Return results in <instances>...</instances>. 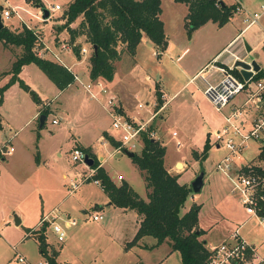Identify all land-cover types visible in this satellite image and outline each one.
I'll return each mask as SVG.
<instances>
[{"label":"rangeland","instance_id":"374dc122","mask_svg":"<svg viewBox=\"0 0 264 264\" xmlns=\"http://www.w3.org/2000/svg\"><path fill=\"white\" fill-rule=\"evenodd\" d=\"M40 1L48 11L55 5L60 6L61 11L43 22L36 17L38 8L28 4L25 0H0L2 6L0 14L8 9L3 8L7 4L14 10L10 19L1 20L3 26L5 25L14 32L17 31L15 26H19L20 30L25 24H30V27H25L33 32L43 33V44L41 43L39 50L44 46L48 47L59 59L69 66L73 65V71L81 72L84 67L80 69L74 65L77 61L74 51L69 52L68 55L63 54L58 51V46L61 42L70 46L72 50L74 46L85 47V38L71 39L65 35V37L61 36L53 40L56 34L63 32V30H57V27L61 28L65 24V12L69 1L72 0ZM161 1V18L168 34H172L171 41L177 45L178 34L185 30L182 20L184 7L173 5L172 0ZM236 1L225 0V3L232 5ZM238 2L243 5L244 11L238 14L235 11L233 23L230 24L243 29L246 25L242 23L245 15L258 11L261 6H264V0H240ZM39 22L42 26L49 23L47 26V30H50L49 35H45L46 29L42 26L38 27L40 24L34 25ZM32 25L38 29H33ZM207 28L213 27L209 25ZM216 28L222 27L215 26L214 29ZM193 33L188 35L186 31L185 36L190 39ZM201 35L208 38L209 33L202 32ZM250 37L260 43L258 53L264 55L261 49L264 40V16L259 20V24L252 26L242 37L241 44L244 46V38L250 42ZM138 50L135 51L134 56L123 54L128 58L125 61L129 60L132 63V57L138 60L139 68H141L138 69L141 73L131 72L134 75L128 78L127 88L130 92L140 96L143 103H150L153 96L150 94L151 91L149 93L150 82L146 85V79L148 78V81L150 80L153 84L164 81L171 85L178 79V73L173 67L176 55L170 63L166 55L158 59L144 44ZM194 51L196 52V49H188L181 60L188 58ZM19 55L20 50L15 48L10 51L0 44V89L8 85L9 78L5 77L11 76L9 72L12 63ZM48 60L56 62L50 57ZM246 60L248 61V58ZM203 72L210 73V68H204L200 72L197 77L201 80H204L206 76ZM18 76L19 80L8 85L3 91L0 105V114L3 117L0 149L4 144L6 146L5 149L2 148L4 152L10 146L13 148L11 155L4 156L7 161L3 162L0 159V264H19L15 258V251L11 248L13 246H17L16 252L25 258L26 264L45 263V258L38 252V241L34 240L33 236L37 237L36 231L41 228H38V225L42 216L49 215V213L50 216H58L55 222L61 226L66 219L75 221L74 227L65 230L66 236L62 243L57 241L51 224L46 223L45 236L51 249L50 252L57 253L56 261L60 264H181L179 253L171 252L167 245H161L151 251L142 248L126 250V243L123 242L126 238L129 240V235L136 225L134 215L131 213L124 216L121 212L107 207L106 204L109 202L106 201L101 187L94 184L92 180L89 183H83L84 177L89 173L87 168L82 164H73L70 160V152L77 147L78 143L93 146L95 152L104 157L103 166L110 179L116 185H120L122 181L127 182L134 191L146 199L144 181L138 168L125 155L117 151L113 153V149L106 144V139L103 137L105 132L116 139L119 138L118 133L112 130L113 119L108 112L92 101L82 102V99L86 97H82L85 94L81 93L79 87H76L77 94L72 89L65 96L57 97L55 86L34 64L27 66ZM134 76L138 77L134 78ZM19 81L34 91L41 103L52 101V112L47 116L45 128L38 129L39 119L35 118V114L40 106L32 99L30 93L20 86ZM155 92L156 90L153 91V95L156 102ZM199 92L192 86L184 89L163 112L165 119L161 122L158 116L153 121L155 126H160L159 131L163 134L161 139L166 148V165L171 167L177 160L186 158L184 169L189 168L184 172L176 170L182 172L179 182L187 186H190L199 173H204V186L201 192L192 193L185 204V210H188L192 204L200 206L199 228L204 232L201 239H206L208 245L218 244L222 242L225 233L229 235L239 228L240 235L248 243L253 244L260 258L264 260V225L256 218L248 220L249 216L246 215L238 196L231 193L232 183L217 170V164L230 153L224 147L223 142L217 148L218 142L214 136L223 125V117L229 114V106L218 112L202 94L203 90ZM41 107V110L49 111L50 109L47 104ZM135 111L144 113V110L141 111L138 108H135ZM53 119L57 121L56 125L52 124ZM153 127L152 125L155 131ZM246 131L245 133H248ZM172 132L178 136L172 138ZM77 137L81 139L78 140ZM207 139L210 149L206 160L200 163L192 157V154L193 152L201 154ZM7 141L9 143H5ZM39 142H41V149L38 148ZM260 143L261 141L250 138L247 142L248 148L243 150L242 156L240 154L241 160L250 166L258 164L254 158ZM140 151L137 149L135 153L139 154ZM239 169L240 160H235V166L231 172L239 173L241 170ZM71 180L78 184L73 193L70 192L69 186ZM100 206L103 207L99 209ZM17 213L23 214L22 225L16 228L17 231L14 227L6 228L7 224L4 223L7 217L12 216L13 220V215L17 216ZM94 215H102L103 220L93 221ZM49 220L51 223V217ZM30 230L32 236L28 235L30 237L25 239L26 232ZM150 242L146 243L147 246Z\"/></svg>","mask_w":264,"mask_h":264},{"label":"trees","instance_id":"16d2710c","mask_svg":"<svg viewBox=\"0 0 264 264\" xmlns=\"http://www.w3.org/2000/svg\"><path fill=\"white\" fill-rule=\"evenodd\" d=\"M25 1L36 8L45 9L40 0ZM173 1L184 4L188 8L185 17L188 35L209 22L223 27L230 22L236 11V5L227 6L220 0ZM161 12V0H73L65 12V24L59 28V31L66 30L71 39L84 37L86 44L96 47V52L92 53L89 59V78L111 82L115 73V64L120 61L124 53L134 56L138 45L144 38L161 52L166 49L167 40L164 25L160 19ZM77 20H79L77 27L71 29L70 25ZM42 40L43 34L33 32L25 26L21 31L14 32L6 26L0 28V44L10 51L15 48L20 50V55L12 63L8 85L18 81L21 69L30 64L36 65L59 91H64L74 83V75L67 68L37 56V47ZM74 53L76 57L79 56L78 48L74 49ZM233 74L241 80L237 70H234ZM260 80H264L262 71L254 75L251 82ZM19 84L30 93L38 105L42 104L34 91L20 81ZM7 86L0 89V105L3 91ZM158 89L156 85L157 108L162 105L161 93ZM49 113L48 110H41L38 118L41 115L47 118ZM45 125L46 121L39 128L43 129ZM103 137L113 148L118 147L119 144L106 133H103ZM142 143L141 151L139 154L135 153L131 161L143 178L146 199L139 196L124 181L116 185L100 166V162L91 149L82 148L94 162L91 167L95 170L92 180L99 181V186L111 205L135 211L141 219L136 235L131 242L126 244L125 249L129 250L137 246L138 242L144 238H151L155 243L147 249H153L165 243L171 252L179 253L181 264H204L208 257V243L205 239H201L204 232L199 228L200 206L192 204L188 210H185V204L193 193L191 186L181 184L179 175H173L167 171L166 148L158 140L144 134ZM2 148L5 149V144ZM2 148L0 151L3 150ZM209 149L210 143L207 139L202 153L193 152L192 157L201 163L206 160ZM0 159L5 160L2 154H0ZM257 160L261 166L243 170L247 172L251 169L264 174V143ZM260 210V215L264 217V201L260 204ZM45 231L46 224L36 231L40 255L48 264H58L56 262L57 253L48 251ZM27 232L30 233L31 230Z\"/></svg>","mask_w":264,"mask_h":264},{"label":"built area","instance_id":"2783aa9c","mask_svg":"<svg viewBox=\"0 0 264 264\" xmlns=\"http://www.w3.org/2000/svg\"><path fill=\"white\" fill-rule=\"evenodd\" d=\"M242 10L244 11V9L237 4L236 14L240 13ZM56 11H61V7L58 5L52 6L50 12L52 13ZM263 11L264 6H261L259 13L254 12L253 14H250L246 12L248 15H245V18L243 19V23H246V27L248 28L255 25L261 17V12ZM13 13L14 10L11 8L3 10L0 14L1 20L10 19L11 14ZM51 16L52 15L50 14L49 18ZM49 18L47 20H43L41 18V21H48ZM41 43L43 44V40ZM41 43L37 47V56L41 59L48 57L47 60L49 57L53 58L56 61L54 63L64 66L61 59H59V57L48 47L44 46L43 49L39 50ZM75 48H77V46H74V49ZM74 49L72 50L70 46L61 42L58 46L59 52H73ZM78 50L79 55L81 56H86L92 53V47H90L89 50L85 47H79ZM208 67L210 68V72H215L218 74V77L215 82H209L204 79L205 87L203 89V95L210 101L218 112H221L223 109L228 107L230 102L236 96L243 92L248 82L239 80L233 74V71L236 70L233 67H220L213 64ZM208 67H206V69H208ZM74 83L80 84L87 96L95 102H99V104H101L112 117V130L117 132L119 135V138L117 139L109 135L119 144L117 148H114L115 152L117 151L124 155L125 151L133 153H135L137 149L140 151L143 145L142 137L144 134L149 138L155 139L156 133L152 129V123L160 115L162 110V106L157 108V102L152 101L150 103H143L138 101V103H136V108L141 111L144 110V113L141 114L139 111L133 116H128L122 111L119 96L114 91L109 89L102 82V80H90L83 84L79 77L74 75ZM254 86L255 93L253 94V97L256 98V100L251 103L256 106L258 102H261V96L264 94V80L254 82ZM248 104L249 102H246L241 108L233 109L230 111L231 113H229V115L224 116V125L214 134L216 142H218V146H220L219 144L223 142L224 147L230 151L229 155L217 164V170L222 172V174L232 183L231 193L238 196L239 202L244 208L246 215L250 218H256L264 225V217L260 215V204L264 201V174L254 172L251 169L247 172L243 170L244 168H252L256 165L261 166V164L258 163L253 166L248 164L243 166L240 165L241 170L239 169V173H236V171H234V173L231 172L235 166L232 158L238 156L246 148V144L250 138L261 141V135L264 133V115L253 121L251 129L248 133L242 132L240 123L236 124V122H239L242 119ZM52 123L57 124V121L53 120ZM171 135L172 138L177 137L175 132H172ZM263 143L264 142H262V144ZM0 152L3 156H8L13 153V148L10 146L5 152L3 150ZM86 156V153L79 148H73L70 152V160L73 164H82L89 170V173L83 179V183H88L92 180L95 174V170L86 166L84 163ZM93 182L100 185L99 181ZM69 186L71 188L70 192L73 193V191L78 187V184L72 181ZM49 217L52 219L51 223ZM57 217L50 215L45 216L39 225L43 226L46 223L51 224L52 231L57 237V241L62 243L64 242L66 236L65 230L74 227L75 221L66 219L61 226L55 222ZM92 219L95 222L101 221L103 220V216L94 215ZM239 230V228L234 230V232L230 233L222 242L207 246L208 257L204 264H264V260L260 258L255 247L248 244L244 240V238L240 235ZM13 250L15 251L16 261L19 264H26L25 258L17 253L15 248H13ZM43 264H48V262L45 261Z\"/></svg>","mask_w":264,"mask_h":264},{"label":"crops","instance_id":"0c3cea01","mask_svg":"<svg viewBox=\"0 0 264 264\" xmlns=\"http://www.w3.org/2000/svg\"><path fill=\"white\" fill-rule=\"evenodd\" d=\"M220 1L223 2L225 5H227L225 3V0H220ZM238 1H240V0H237L236 3H233L232 5L239 4L242 7L243 5L240 2H238ZM71 2L69 1L68 4H70ZM171 3L173 5H181V6L184 7L183 8L184 11H183V15H182V20H183V28L185 29L184 30L185 32L182 31V32H180L178 34L179 35V40L176 43L177 45H174L175 43L171 41L172 34H168L167 30L165 29V23L163 22V20L161 18V15H162V12H161L160 19L163 22L164 32H165L166 40H167V47H166V49L163 52H161L159 49H157L146 38H144L141 41V43L138 45V47H137V50H138V49L141 48V45L144 44V46L146 45V47L148 49H150V50L153 51V54H155L158 57V59H162V57L166 55V57L168 59V62L170 61V63H171L173 57L176 55V58L173 61V63L175 64V65H173V67H174L176 73H178V79L175 80L173 83H171V85H170L169 82H166L165 83L164 81H162V83L159 82V83H154L153 84L150 80L148 81V78L146 79L147 80L146 85L149 84L148 82H150V86L149 87H151V88L149 89V93L151 91L150 94L153 96V100H150V102L154 101L153 91L156 90V85H158V88H159L158 91L162 95V99H161L162 100V105H161L162 106V110H161L160 115H159V118H160V121L161 122L165 119L164 118V115H162L163 112L166 111V109L169 108V105L178 98L179 94L182 93V91L184 89L192 86L193 88H195L198 91V93H200L199 91L202 92V90L205 87V82H204V80H201L197 76L200 74V72L203 71L204 68L210 66L211 64H213L215 66H220V67H222V66L223 67H233V65L235 63V60H236L235 58H242V59H245L246 60L247 59L246 57L248 55L246 53L245 44L248 47H250L251 52L249 54H251L253 56V58L256 61V63L260 66V71L264 72V55L262 53H258V48H260V43H257L256 40L253 37H250L249 38L250 42L249 41H246L245 38H244L243 39L244 46L241 44L242 37L250 30V28L252 26H256L257 24H259V20L264 16V11L261 12L262 14H261V17L259 18L258 22L255 25H252L251 27H248L247 28L246 25H245L243 29L236 28L234 24H232V25L230 24V23H233L232 21L234 20L233 17H232L231 20H230V22L228 24H226L224 27L220 28L221 30L219 28H216V30H215L214 27L215 26L217 27V25L214 24V23L209 22V23L203 25L201 28H199L196 31H194V33L192 35V38L188 39L187 36H185L186 35V31H187L185 17L187 16L188 8H187L186 5L175 3L173 0H172ZM161 5H162V1H161ZM227 6H231V5H227ZM3 8H11V7H10V5L7 4V6L6 7H3ZM260 8H259L258 11H255V12H260ZM242 9H244V8L242 7ZM161 10H162V8H161ZM41 12L42 11L40 9L37 10L36 17L39 18V19L42 18ZM59 12L60 11H56V12H52L51 13L50 10H49V14H51L52 16L54 14L59 13ZM78 23H79V20H77L75 23L71 24L70 25V28L71 29H75L77 27ZM242 23H243V21H242ZM20 24H24V23H20ZM38 24H40V22L37 23V24H34V25L38 26ZM29 25H26L25 24V26H27V27H30ZM34 25H32V28L33 29H38V27H41L42 26L40 24V26H38L37 28H35V27H33ZM48 25H49V23L48 24H44L42 26L43 29H46L45 32H44L45 35L46 34L49 35V31L50 30L49 31L47 30V26ZM209 25L211 27H213V28H207V26H209ZM72 27H74V28H72ZM227 27H229V28H227ZM15 28H16L17 31H21L22 30V29H20V30L18 29L19 26H15ZM59 28L60 27H57V30H59ZM8 29H10V28H8ZM223 29H226V30H223ZM46 31H47V33H46ZM202 32L209 33V35H207L208 38H204L201 35ZM41 34H43V33L41 32ZM65 35L66 36L67 35L69 36L68 32H66V30H63L62 33L56 34L55 35V38H53V40L54 39H58V37H61V36L65 37ZM184 37L187 39V41H186V39H184ZM43 38H44V36H43ZM63 39H65V38H63ZM84 45H85V48L89 50L90 45L89 44H86V43ZM261 47H262L261 49L264 51V40H263V44H262ZM188 49H191V50L196 49V52L194 51L192 53V55H190L188 58H186L184 60H181V58L188 51ZM137 50H136V52H137ZM138 52H139V50H138ZM61 53L67 54V55L69 54V52H61ZM159 53H160V55H159ZM75 57H76V55H75ZM90 57H91V54H88L86 56L79 55V56L76 57L77 61L74 63V65H76V67H80V69L83 66L84 69L81 71L82 73L81 72L77 73V72L73 71L72 70V66L73 65L72 66H69L62 59H61V62H62V64H64L65 67H67L69 69L70 72H72L74 75H77L79 77V79L81 80V82L84 84V83H87L88 81L91 80L89 78V67H90L89 59H90ZM125 59H128L127 56L122 55L120 61L115 64V73H114L113 80L111 82H106V81H104L102 79H100V80H102V82L109 89H111L112 91H114L119 96V98H120V106H121L122 111L124 112V114L125 115H128V116H133L136 113V111L134 112V109L136 108V101L137 100L139 102H143V101L140 98V96L136 95L134 92H130L129 91V89L127 88V82H128V78H130V75H134V74H131V72L134 73V71H137V73H141V71L138 70V69H141V68H139V61L136 60V59H133V57H132V61H133L132 63H130L129 60L125 61ZM180 60L181 61H184V63H181ZM123 61H125V62H123ZM178 62H180V63H178ZM27 66H29V65L24 66L21 69V72L19 74H22L23 71L26 69ZM236 70L238 71V69H236ZM119 71H121V74H119ZM203 73H206L205 80H207L209 82H215L216 81V78L218 77V74H216L215 72H210V73L203 72ZM238 73H239V71H238ZM10 77L7 76L5 78H9L10 79ZM137 77L138 76H134V78H137ZM241 81H244L243 78H242V76H241ZM195 83H197V84H195ZM76 87H79L80 88L81 93L84 92L82 86L80 84H75V83H73L72 85H70L64 91H59L55 87L56 90H57V97L58 96L59 97L65 96L72 89L77 94L78 92H77V88ZM254 93H255L254 82H251V80H250L248 82L247 86L245 87V89L243 90V92L241 94H239L238 96H236L230 102V104L228 105L229 106V111H231L233 109L241 108L246 102L251 103L252 101H255L256 98L253 97V94ZM84 94H85V96H82V97H84V98L86 97V99H82V102H85V101H88L89 100V101H92L93 103H95L97 106H99V107L101 106L102 107V105L99 104V102H95L94 100L90 99L85 92H84ZM202 94H203V92H202ZM132 95H134L135 97H133ZM46 104H47L48 107H50L49 112H52V108H51L52 101H50V102L47 101L46 103L43 102L41 105H39L40 107H39L37 113L35 114V118L36 119L38 118L39 113L41 111V108H42L41 106L42 105H46ZM247 107H248V109L244 111V115H243L242 119L239 122H236V124H239L240 123V128H241V130H242L243 133H245V130L249 131L251 129V125L253 124V121L255 119H257V118H259V117H261V116L264 115V94L261 96V102H258L256 106L251 103L249 106L247 105ZM0 117H1V119H0V124H1L0 131H1L3 129V125H2L3 117H2L1 114H0ZM46 120H47V118H46ZM53 120H55V119H53ZM153 123H152V125L154 126L153 128L155 129V133H156L155 140H158L160 142V144L162 146H164L163 141L161 139V137L163 136V134H162V132L159 131L160 130L159 129L160 126H155ZM224 123H225V120H224V117H223V125H224ZM53 125H56V124H53ZM222 126H221V128H222ZM38 129L41 130L39 127H38ZM105 133L108 135V132H105ZM77 139L79 140L81 138L80 137H77ZM261 141L264 142V133H262V135H261ZM262 142L259 144V146H258V148L256 150L257 153H256V156H255L254 160H256L257 162H258L257 157H258V155L260 153V148L262 146ZM5 143H9V142L7 141ZM106 144H108V146L113 149V153H115L114 148L107 142V140H106ZM219 147L220 146L217 145V148H219ZM38 148L41 149V142H39ZM74 148H79L81 150H82V148H90L91 151H92V153L97 157L98 161L100 162V166L107 173L106 169L103 166L104 157H102V155L99 156L95 152L93 146H89V145L84 146V145L78 143L77 147H74ZM247 148H248V146L246 144V148L244 149V151ZM244 151H242L240 153L241 156H242V154H243ZM240 154L238 156H235V157L232 158L233 159V163L235 164V160H237V161L240 160V165L241 166L246 165L247 163L246 162H243L241 160ZM184 160H186V158L185 159H182V160H177L176 162L173 163V165L171 167H167L166 161H165V165H166L167 171L170 174L179 175L180 176V174L182 172H184L187 168H189V167H186L184 169V167L186 166L184 164ZM4 161H7V160H4ZM251 162H253V161H251ZM178 163H180V165H183V169L181 170L182 172H178L176 170V169H178ZM64 179H66L65 175H64ZM71 182H72V180H71ZM129 186L131 187L130 184H129ZM203 186H204V179H203ZM101 191H102V189H101ZM145 195H146V192H145ZM106 201L109 202V203L106 204V206L107 207H110V209L115 210V211H119L124 216L130 215L131 213L134 215V217H135L134 219H135V224L136 225H135L132 233L129 235V240L126 238L123 243L124 244L125 243L127 244V243L131 242L133 240L134 236L136 235L137 231H138V228H139V225H140V221H141L140 217L136 214L135 211H132V210H129V209L118 208V207H115V206L111 205V203H110V201H109V199H108L107 196H106ZM102 207L103 206H100L99 209H101ZM49 215H50V213H49ZM46 216H48V214ZM14 217H17V219L20 222V224L18 226H15L14 225ZM44 217L45 216H42L41 220ZM41 220H40V222H41ZM248 220H250V217H249ZM11 221H13V222H11ZM23 222H24L23 214L22 213H17V216L16 215H13V220H12V216L11 217H7V219H6V221H5L4 224H7L6 228H8V227L9 228L14 227L16 229L17 227L21 226ZM97 222H99V221H97ZM199 222H200V220H199ZM11 225H13V226H11ZM38 226H39L38 228L42 227L40 225H38ZM34 229H36V228H34ZM15 231H17V229ZM28 235L32 236L31 235V232L30 233L26 232L24 238L25 239H28L30 237V236L28 237ZM223 236H224V238L222 239V241L228 236V234L226 235V233H225ZM33 238H34V240L37 241L36 236L35 237L33 236ZM147 242H150V244L148 246L146 244ZM46 243H47V245H49V243L47 242V240H46ZM154 243H155V241L153 239H151V238H144L143 240H141L140 242H138V245L137 246H134L131 249H133V248H139V249L142 248L143 250H149V251H151V250L156 249V248L159 247L158 246V247L153 248V249H147V248L152 247L154 245ZM248 244H250V243H248ZM161 245H166V244L164 243V244H161ZM38 247H39V245H38ZM167 247H168V245H167ZM11 248L12 249L13 248L16 249L17 246H13ZM131 249H129V250H131ZM50 250L51 249L48 246V251L50 252ZM169 250H170V248H169ZM38 252H39V249H38ZM39 254H40V252H39ZM57 263L60 264L59 262H57Z\"/></svg>","mask_w":264,"mask_h":264},{"label":"water","instance_id":"95a60500","mask_svg":"<svg viewBox=\"0 0 264 264\" xmlns=\"http://www.w3.org/2000/svg\"><path fill=\"white\" fill-rule=\"evenodd\" d=\"M49 11L46 9L42 10V19L43 20H47L49 18ZM3 26L2 21H1V16H0V28ZM245 49H246V53H247V57L248 61L242 58H238L235 60V63L233 65L234 69H238L240 75L242 76L243 80L245 82H249L251 80V78L253 77V75L257 74L260 71V66L256 63V61L254 60V58L252 56H250V52L251 49L250 47H248L245 44ZM92 51L93 53L96 52V47H92ZM38 122H39V127H42V125L44 124V122L46 121V117L41 115L38 118ZM124 155L126 157H128L129 159H132L135 155V153L133 152H124ZM84 163L86 164V166L88 167H92L93 166V160L91 158H89L88 156H86ZM180 165V163H178V166ZM203 177H204V173L201 172L199 173V175L191 182L190 186L192 189V192L195 194H198L201 192V189L203 187ZM20 224L19 220L17 219V217H14V225L18 226Z\"/></svg>","mask_w":264,"mask_h":264},{"label":"bare ground","instance_id":"6f19581e","mask_svg":"<svg viewBox=\"0 0 264 264\" xmlns=\"http://www.w3.org/2000/svg\"><path fill=\"white\" fill-rule=\"evenodd\" d=\"M178 169H179V170H182V169H183V165H179V166H178Z\"/></svg>","mask_w":264,"mask_h":264}]
</instances>
